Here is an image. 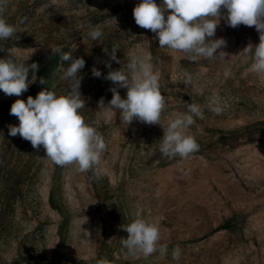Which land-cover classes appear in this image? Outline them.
I'll use <instances>...</instances> for the list:
<instances>
[{
    "label": "rangeland",
    "instance_id": "obj_1",
    "mask_svg": "<svg viewBox=\"0 0 264 264\" xmlns=\"http://www.w3.org/2000/svg\"><path fill=\"white\" fill-rule=\"evenodd\" d=\"M139 2L9 0L3 16L17 33L0 40V58L24 62L30 56L29 63L56 46L82 57L80 112L107 148L85 173L56 166L42 146L37 151L8 134L9 125L19 124L10 114L12 103L27 98L0 90V264H48L46 258L52 264H264V75L251 70L243 51L259 43V33L254 26L229 27L222 18L212 39L226 41L218 50L225 57L191 62L160 48L155 34L135 23L132 10ZM90 25L102 30L99 40L87 35ZM114 44L120 63L111 61L113 70L127 71L129 55L151 56L167 100L161 126L137 120L126 126L119 112L98 107L101 98L105 104L112 98L103 49ZM58 63L44 90L66 95L70 81L61 79ZM184 70L192 75L189 85L177 83ZM200 87L204 95L197 94ZM126 91L118 89L121 98ZM212 93L220 96L219 115L207 107ZM192 103L205 117L188 130L199 151L187 160L167 159L158 150L162 128ZM137 217L157 224L167 256H133L122 247L124 227ZM177 245L179 261L171 256Z\"/></svg>",
    "mask_w": 264,
    "mask_h": 264
},
{
    "label": "clouds",
    "instance_id": "obj_2",
    "mask_svg": "<svg viewBox=\"0 0 264 264\" xmlns=\"http://www.w3.org/2000/svg\"><path fill=\"white\" fill-rule=\"evenodd\" d=\"M8 3L9 0H0V40L13 38L17 33L16 27L7 23L3 16ZM222 9L226 10V15H222ZM132 14L139 27L155 34L160 48L179 51L191 62L225 57L226 53L218 50L226 46V41L223 38L212 39L220 19H225L232 28L241 24L254 26L259 33V43L255 46L249 44L243 51L250 55L251 70L264 75V0H160V4L155 0H140ZM87 35L95 41L103 36V32L90 25ZM51 51L59 56L61 62H69L67 67L63 63L57 65V70L62 73L61 79L70 81L67 94L57 95L52 90H42L35 98L29 96L26 102L16 99L10 107V114L18 118L19 124L9 125L8 134L13 137L19 135L37 151L42 146L45 157L56 166L74 165L77 172L85 173L99 164L107 148L103 135L96 127L87 124L80 112L85 107V100L80 93L82 77L79 73L85 61L82 57L74 58L71 51L65 52L61 46L51 48ZM103 51L109 57L105 62L109 71L104 79L111 81L114 87L109 89L111 100L105 104L101 98L98 107L113 116L119 112L126 126L133 120L161 126L167 100L161 94L158 69L151 56L129 55L127 71L121 67L113 70L111 61L120 63L116 55L120 51L119 45L114 44L110 50L105 48ZM27 60L17 62L11 57L0 58V90L5 95L19 97L31 83L36 82L39 65L35 62L28 64ZM91 72L96 78L102 75L96 67ZM30 73L31 80L28 79ZM39 82L44 84L47 81L41 77ZM177 83L191 84L192 75L184 70ZM120 88L127 90L125 98H121ZM204 91L200 87L197 94L204 95ZM207 107L216 115L222 113L218 93L208 97ZM196 118H205L203 108L192 103L186 112L168 120L159 141L158 150L163 157L187 160L199 151L200 145L195 137L188 134ZM85 218L84 223L87 222ZM124 230L127 238H122L121 244L129 255L147 258L158 253L162 257L167 256L168 245L160 243V229L149 219L137 217ZM171 256L176 261L181 259L179 245L172 250ZM98 264H108V261L101 260Z\"/></svg>",
    "mask_w": 264,
    "mask_h": 264
},
{
    "label": "trees",
    "instance_id": "obj_3",
    "mask_svg": "<svg viewBox=\"0 0 264 264\" xmlns=\"http://www.w3.org/2000/svg\"><path fill=\"white\" fill-rule=\"evenodd\" d=\"M59 56L52 54L51 52H46L44 54H41L35 59H32L29 61L28 64H31L33 62L37 63L39 65V70L36 73L37 80L35 83H31L30 86L28 87V90L25 92V97L28 98L29 96L34 97L37 96V94L44 90L46 88V84L48 80L51 79L53 75L54 68L56 64L58 63ZM31 75V73L29 74ZM43 77L45 81H47L44 84H41L39 82V79ZM48 264H52L50 259L46 258Z\"/></svg>",
    "mask_w": 264,
    "mask_h": 264
}]
</instances>
